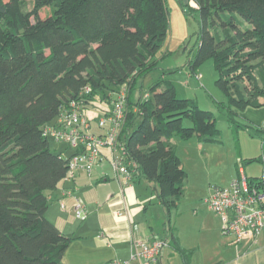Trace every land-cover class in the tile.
Instances as JSON below:
<instances>
[{
	"label": "trees",
	"instance_id": "1",
	"mask_svg": "<svg viewBox=\"0 0 264 264\" xmlns=\"http://www.w3.org/2000/svg\"><path fill=\"white\" fill-rule=\"evenodd\" d=\"M180 2L200 18L191 69L197 73V67L214 59L231 121L237 111L263 107L264 0ZM169 27L166 0H0V264H61L74 240L47 217L51 195L62 183L63 193L73 195L79 174L91 176L98 164L91 172L79 167L67 180L70 161L87 150L67 142L72 152L66 155L53 150V136L44 134L74 100L84 101L91 132L103 136L109 122L101 125L100 119L111 115L117 92H128L120 140L126 159L138 164L132 182L155 183L161 205L168 210L178 206L187 173L173 138L221 140L214 113L179 97L172 82L160 90L155 86L147 98H134L138 79L157 66ZM97 100L108 104L98 121L87 115ZM256 134L264 148V128ZM263 157L242 162H264ZM259 179L249 177L251 183ZM170 230V245L187 264L194 251Z\"/></svg>",
	"mask_w": 264,
	"mask_h": 264
},
{
	"label": "rangeland",
	"instance_id": "2",
	"mask_svg": "<svg viewBox=\"0 0 264 264\" xmlns=\"http://www.w3.org/2000/svg\"><path fill=\"white\" fill-rule=\"evenodd\" d=\"M166 2L170 20L166 42L156 55L158 60L156 68L136 82L135 95L139 94L145 98L147 93L155 92V86H157L156 90H160L165 83L172 82L179 97L192 98L200 108L214 113L218 128L216 137L221 141L208 142L198 137L187 140L177 136L173 138L187 177L184 195L178 206L172 207L171 210L166 209L159 202L157 185L150 184L144 178L127 186L125 184L126 195L130 196L132 201L135 198L146 200L149 207L147 216L153 220V232L158 238H163L171 244L173 234L170 229H172L181 245L195 251V258L200 261L205 259L215 246L211 238L221 235V219H217L215 223L211 222L214 229L208 227L209 221L216 214L208 208L206 200L213 193L215 186H228L237 178L242 165L247 175L258 177L263 175L264 162L255 161L245 164L242 159L260 157L264 154L262 140L256 134L257 128L264 127L258 123L260 117L255 112H250L256 111L253 107L237 111L236 114L232 113L234 119L231 121L228 98L216 83L219 74L214 59H208L197 67V73L191 69L198 51L197 31L200 20L198 12H190L189 7L184 8L180 0H166ZM189 3L195 6L192 1ZM32 7V2H28L27 8ZM107 107L106 102L97 100L96 107H91L87 115L91 118L95 116L98 121ZM97 123L93 121V128L96 130H98ZM189 123L191 122L185 121V124L189 125ZM49 141L53 150H63L66 155L72 152L67 142H58L53 137H49ZM96 172L107 173L111 177V182L113 180L119 182L111 156L98 163L94 178ZM88 185L82 186L81 190L77 187L76 194L78 196L94 194V184ZM144 224L149 225L147 221ZM213 233L215 236L212 235ZM160 256L170 264H183L179 252L167 243L163 245Z\"/></svg>",
	"mask_w": 264,
	"mask_h": 264
},
{
	"label": "crops",
	"instance_id": "3",
	"mask_svg": "<svg viewBox=\"0 0 264 264\" xmlns=\"http://www.w3.org/2000/svg\"><path fill=\"white\" fill-rule=\"evenodd\" d=\"M138 97L139 94L135 95V100ZM250 112H255L260 117L258 123L264 127V106ZM244 172L246 174L245 169ZM95 175L96 178L94 173L91 176L80 173L72 183L73 195L63 193L65 187L63 183L51 195L47 217L56 223L63 233L74 237L61 264H111L114 260H129L135 252V241L163 239L158 238V235L153 232L154 222L147 216L149 207L144 198H135L132 201L130 196L126 195L127 184L122 187L116 180L111 182V177L107 173L96 172ZM246 176L259 178L247 174ZM96 179L98 180L95 182ZM88 184H94V194L78 196L75 192L77 187L81 190L82 186ZM77 200L85 207L87 213L85 219L81 220L75 214ZM61 203H64V206ZM217 219L220 220V217L216 214L209 221L208 227L214 229L212 223H215ZM146 221L149 225L144 224ZM220 234L211 238L215 246L205 259L197 261L196 253H193L187 264H264V234L260 235L255 242L239 243L233 242L231 237L224 236L221 229ZM212 235L215 236L214 233ZM163 242L167 243L166 240ZM167 244L170 246L169 242ZM158 258L159 262L153 264H170L164 257L161 258L159 255ZM182 259L183 264H186L185 259L183 257ZM132 264L142 263L139 259H133Z\"/></svg>",
	"mask_w": 264,
	"mask_h": 264
},
{
	"label": "built area",
	"instance_id": "4",
	"mask_svg": "<svg viewBox=\"0 0 264 264\" xmlns=\"http://www.w3.org/2000/svg\"><path fill=\"white\" fill-rule=\"evenodd\" d=\"M89 86L85 88L88 93ZM113 102L111 115L100 119V124L109 122L105 135L97 136L91 132V121L83 112L84 101L74 100L60 115L55 123L47 124L44 134L53 136L57 140L69 142L73 147L84 146L87 152L80 153L70 161L67 180H72L79 167H86L91 172L99 162L108 158L110 154L121 186L131 183L136 174L138 164L127 160L125 147L120 140L122 127L127 115L128 92L125 89L117 92ZM145 98L149 97L147 93ZM103 148H107V154ZM109 156V157H110ZM264 159V157H263ZM130 167H133L130 170ZM239 176L228 186H215L213 193L207 198L209 209L221 219V233L231 237L232 241H257L264 234V174L256 183H251L244 172V167L239 168ZM76 215L85 219L87 213L79 202L75 207ZM135 252L129 260H114L111 264H132L133 259H139L142 264L157 261L163 241H135Z\"/></svg>",
	"mask_w": 264,
	"mask_h": 264
}]
</instances>
